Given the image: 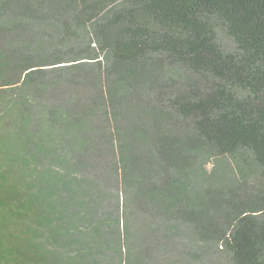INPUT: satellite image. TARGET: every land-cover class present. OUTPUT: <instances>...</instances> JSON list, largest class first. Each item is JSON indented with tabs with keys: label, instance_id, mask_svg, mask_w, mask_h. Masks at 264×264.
Masks as SVG:
<instances>
[{
	"label": "trees",
	"instance_id": "obj_1",
	"mask_svg": "<svg viewBox=\"0 0 264 264\" xmlns=\"http://www.w3.org/2000/svg\"><path fill=\"white\" fill-rule=\"evenodd\" d=\"M0 264H264V0H0Z\"/></svg>",
	"mask_w": 264,
	"mask_h": 264
}]
</instances>
